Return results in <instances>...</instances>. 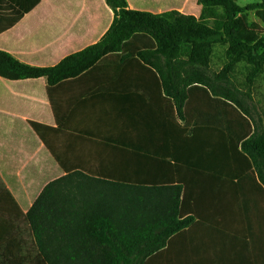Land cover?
<instances>
[{"label": "crops", "instance_id": "0c3cea01", "mask_svg": "<svg viewBox=\"0 0 264 264\" xmlns=\"http://www.w3.org/2000/svg\"><path fill=\"white\" fill-rule=\"evenodd\" d=\"M126 1L154 15L199 19L203 12L198 0ZM114 17L105 0H0V51L54 67L100 42ZM165 97L155 78L117 56L50 88L45 78L0 76L3 182L23 213L48 184L66 177L88 197L114 181L180 187L183 219L194 221L173 240L171 260H206L182 247L202 246L212 233L219 249L209 254L223 255L224 264H264V194L250 177L231 180L164 158L178 148L177 125H184L177 111L174 122Z\"/></svg>", "mask_w": 264, "mask_h": 264}, {"label": "trees", "instance_id": "16d2710c", "mask_svg": "<svg viewBox=\"0 0 264 264\" xmlns=\"http://www.w3.org/2000/svg\"><path fill=\"white\" fill-rule=\"evenodd\" d=\"M105 1L115 17L100 42L48 68L0 51V76L45 78L50 88L107 57L131 60L155 78L165 101H173L174 122L175 111L184 122L177 125L178 148L164 158L231 180L250 177L264 194V127L226 86L230 64L252 66V76L264 68V0L245 7L238 0H198L199 19L175 11H133L126 0ZM251 12L260 22L250 21ZM217 46L226 47L230 64L211 77ZM31 126L42 136L39 125ZM107 183L94 197H84L67 177L56 180L23 213L0 176V264H224L223 255L209 254L219 249L212 233L202 246L182 247L193 256L206 253V260H171L173 240H181L194 221L183 219L180 187Z\"/></svg>", "mask_w": 264, "mask_h": 264}, {"label": "rangeland", "instance_id": "374dc122", "mask_svg": "<svg viewBox=\"0 0 264 264\" xmlns=\"http://www.w3.org/2000/svg\"><path fill=\"white\" fill-rule=\"evenodd\" d=\"M258 2V0H238L240 6H247ZM251 22H260L255 13H249ZM230 64V60L226 57V47L217 46L214 50V56L211 60L208 75L215 77L222 73ZM226 76V86L237 94L244 104L250 109L253 119L264 127V68L261 73L252 76L253 67L246 63L230 64ZM253 77L252 84L249 79ZM225 85V82L219 83Z\"/></svg>", "mask_w": 264, "mask_h": 264}]
</instances>
